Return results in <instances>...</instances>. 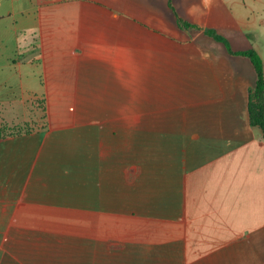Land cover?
<instances>
[{
	"label": "crops",
	"instance_id": "obj_1",
	"mask_svg": "<svg viewBox=\"0 0 264 264\" xmlns=\"http://www.w3.org/2000/svg\"><path fill=\"white\" fill-rule=\"evenodd\" d=\"M229 1L0 0V264H264Z\"/></svg>",
	"mask_w": 264,
	"mask_h": 264
},
{
	"label": "rangeland",
	"instance_id": "obj_2",
	"mask_svg": "<svg viewBox=\"0 0 264 264\" xmlns=\"http://www.w3.org/2000/svg\"><path fill=\"white\" fill-rule=\"evenodd\" d=\"M227 6L228 9L233 11L234 15L232 18H229L225 13L227 20L232 19L234 22L236 18L239 19V17L245 16L250 25L247 30L244 28L227 27L222 30L221 35L229 41L233 50H255L264 61V0H231L227 3ZM224 12L222 10L223 14ZM212 43L208 47L210 59H214L221 68L224 64L225 68L229 67L234 70L233 72H239L240 76L250 86H253L255 73L251 61L246 57L231 55L223 44L215 40ZM40 105L42 106V101H40ZM0 128H7V132L16 130L15 127L1 126Z\"/></svg>",
	"mask_w": 264,
	"mask_h": 264
},
{
	"label": "trees",
	"instance_id": "obj_3",
	"mask_svg": "<svg viewBox=\"0 0 264 264\" xmlns=\"http://www.w3.org/2000/svg\"><path fill=\"white\" fill-rule=\"evenodd\" d=\"M169 6H171L169 1ZM179 26L184 28H189L191 25L180 18L177 19ZM207 34L217 41L223 43L227 49L236 56H242L248 58L253 66L256 81L254 86V91L249 98L248 103V113H249V121L251 126H257L261 128L264 135V62L261 56L255 50H244V51H232L229 45V42L222 35L216 33L215 31H208ZM7 128H0V139L5 138L7 136L26 133L28 132L27 128L20 127L16 128V130H10L7 132Z\"/></svg>",
	"mask_w": 264,
	"mask_h": 264
}]
</instances>
